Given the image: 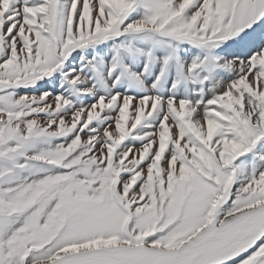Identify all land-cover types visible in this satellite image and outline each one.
Masks as SVG:
<instances>
[{"label":"snow or ice","instance_id":"6c2138e0","mask_svg":"<svg viewBox=\"0 0 264 264\" xmlns=\"http://www.w3.org/2000/svg\"><path fill=\"white\" fill-rule=\"evenodd\" d=\"M0 264H264V0H0Z\"/></svg>","mask_w":264,"mask_h":264}]
</instances>
